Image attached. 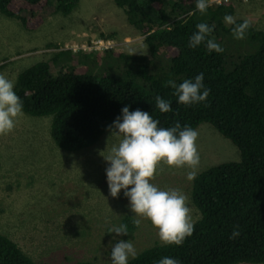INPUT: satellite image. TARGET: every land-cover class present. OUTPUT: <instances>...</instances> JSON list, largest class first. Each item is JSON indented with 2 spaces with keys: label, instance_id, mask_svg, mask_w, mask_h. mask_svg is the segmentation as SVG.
<instances>
[{
  "label": "trees",
  "instance_id": "16d2710c",
  "mask_svg": "<svg viewBox=\"0 0 264 264\" xmlns=\"http://www.w3.org/2000/svg\"><path fill=\"white\" fill-rule=\"evenodd\" d=\"M79 1L0 0V16L29 33L51 24L60 41L66 24L77 19L72 13ZM112 1L143 36V54L59 52L50 57L52 64L65 63L58 72L46 61L20 66L24 50L14 52V60L0 56V81L14 82L0 102L12 103L13 111L0 108V120H7L5 133L26 166L12 184L0 185V192L12 195L0 196L14 202L29 196L25 209L5 224L15 219L19 230H30L23 244L0 228V264H264V30L234 13L237 4L253 0ZM46 8L55 24L40 15ZM243 42L253 49L241 51ZM52 45L57 43L43 49ZM23 124L49 137L23 145L15 131ZM202 124L229 140L239 157L190 175L183 198L197 209L194 216L182 218L167 204L159 225L145 231L142 213L125 194L136 192L135 181L145 173L152 179L165 174L160 161L178 159L169 152ZM125 126L131 131L127 143L118 136ZM28 132L34 140L35 130ZM114 146L127 150L114 155ZM122 161L131 166L117 163ZM108 162L119 176L95 184ZM52 179L56 198L42 192ZM117 186L127 192L117 193ZM162 190L178 193L169 185ZM115 222L135 232L142 248L134 255L112 238Z\"/></svg>",
  "mask_w": 264,
  "mask_h": 264
},
{
  "label": "rangeland",
  "instance_id": "374dc122",
  "mask_svg": "<svg viewBox=\"0 0 264 264\" xmlns=\"http://www.w3.org/2000/svg\"><path fill=\"white\" fill-rule=\"evenodd\" d=\"M206 3L211 5L214 2L207 0ZM75 12H77V19L72 23L69 22L66 24L67 26L61 33L63 35L60 41L57 39L55 33L58 29L52 27L51 24H49L48 30L43 27L36 32L29 33L19 27L17 21L0 16V56H8L9 59L6 61L14 60L17 58L14 52L18 51L21 53V51L24 50L23 57L26 60L22 65L19 64L20 66L25 67L32 62L46 61L54 71L58 72L60 66L65 65V63L62 61L56 64L51 63L50 57L57 52L53 49V45L50 46L51 48L43 49V46L46 43H57V47H63L65 50L72 49L70 52L75 53L76 51L73 52V50L80 48L79 45L88 43L92 38L100 37L102 33L111 34L113 32H115V34L111 38L112 47L118 48V51L122 52L143 54L142 51L145 49L142 44L143 36L136 31L133 26L127 23L124 13L120 8H117L114 5L112 0H80L78 7L72 14ZM234 13L237 15V19L245 20L256 28L264 30V0H253L248 3L241 2L235 6ZM50 14L51 10L48 8L40 13L42 18L48 19L49 21L52 20V24H55L56 19H54V16H50ZM83 21L85 27L88 26V29L86 27L82 32V29L84 28ZM47 24L48 23L45 22L44 26ZM64 38L67 39V41L64 45H61ZM23 46L26 48L24 49ZM240 49L243 52L251 51L253 45L248 42H243L240 45ZM6 61L1 60L3 64ZM2 79L3 75L0 74V80ZM13 83L14 82L4 83L0 81V102H5L6 99L5 86L13 85ZM0 108L7 111H13V104H0ZM40 119L41 118H30V120L35 123H38ZM131 120H133V118L129 117V121ZM41 121L43 127H45V124L47 126V123L44 120ZM6 122L7 120L5 119L0 120V185L3 183L14 182V180L19 177L20 171L26 169V166L21 164L18 160L21 157V149H18V144L12 141L11 137L9 140L8 134L5 133L6 130L4 124H6ZM28 128L35 130L33 136L36 138L34 140L30 135L32 131L25 134ZM15 131L18 139L22 140L23 138L25 142L23 145L27 142L41 144L43 143L42 140L46 134L49 137V134L44 132V130H42L41 135L40 128L33 125L25 126V124H23L22 130L19 129L18 131L15 128ZM119 134L121 135V140L124 143H127V140L130 139L129 135H131V131L128 126H125V128L118 129V136ZM37 137H39V139ZM40 138H42V140ZM11 143H14L15 146L10 147ZM113 148L114 155L127 150V148H119L115 146ZM137 149L139 150L138 152L142 150L139 148ZM138 152H135V155H137ZM168 156L177 157L178 159L160 161L164 164L167 171L162 176L156 175V178L152 179L149 176V173H145L139 181H135V183H137L136 188L134 189L136 192H133L132 189L127 192V188L124 186H117L115 189L119 194L127 192L125 195L129 197L134 209L142 213V227L147 232L149 230V233L153 230L150 228L156 224L159 225L157 216L161 215L160 210L164 205L170 204L172 208L176 206V209L182 218L183 216L187 218L189 214L190 217L194 216L195 213L193 212L192 207L188 208L187 201L183 198L187 192V181L190 175L192 176L194 173L202 172L211 163L231 161L233 157H239V154L236 147L229 140L220 136L211 126L202 124L189 137V140H187L184 145L169 152ZM25 157L26 160L30 162L33 155L30 154V156ZM162 157L165 158V156ZM127 162L128 163L122 161L117 163H122L125 168H129L131 166V161ZM151 162L155 165L159 164L158 160H151ZM113 163L114 162L107 163L102 172L94 179L95 184H98L100 180H104L107 184H110V175L114 174L117 177L119 176L115 168L111 169ZM148 169L150 171V166ZM73 171L74 170H71L70 173H73ZM48 183H51L50 189H47L46 187ZM48 183L45 185V189L42 192L46 193L49 197L56 198L55 189L54 186H52V183H55V181L52 179V181H49ZM167 185L173 188L174 192L177 191L178 193H168L164 195L162 189ZM143 189H148V191L144 194L146 190L141 192ZM1 194H3L2 196L9 195L4 192H0V195ZM2 196H0V228L5 225L3 227L5 233L12 236L15 240L18 238L23 244H27L28 240L25 238L30 236V230H25L24 232L19 230L20 225L15 219H12V221H8L5 224L6 219L10 218L16 211L20 209L21 212L25 209L27 196H25L21 202H14L11 199L2 198ZM134 201H137V204L141 202V204L135 206L136 203ZM184 205H186L185 211ZM124 209L127 211L126 208ZM162 223H164V221H162ZM96 233H99V231L97 230ZM111 235L112 238L120 241L121 247L127 254H131L142 248L140 242L134 237L133 233L125 226L119 225V222L113 224ZM164 237H166V235Z\"/></svg>",
  "mask_w": 264,
  "mask_h": 264
},
{
  "label": "built area",
  "instance_id": "2783aa9c",
  "mask_svg": "<svg viewBox=\"0 0 264 264\" xmlns=\"http://www.w3.org/2000/svg\"><path fill=\"white\" fill-rule=\"evenodd\" d=\"M221 0H216V4H219ZM110 41L103 42L100 39L91 40L89 45H82L81 49L86 52H101L102 50L108 49L111 47Z\"/></svg>",
  "mask_w": 264,
  "mask_h": 264
},
{
  "label": "clouds",
  "instance_id": "9594fccd",
  "mask_svg": "<svg viewBox=\"0 0 264 264\" xmlns=\"http://www.w3.org/2000/svg\"><path fill=\"white\" fill-rule=\"evenodd\" d=\"M221 2H224V1H221ZM220 2V3H221ZM215 3V2H214ZM220 3L219 4H217V5H220ZM212 5V4H211ZM95 39H100V40H102L103 42H105V41H110L111 42V44H112V39L111 38H104L103 36H100V37H98V38H92V39H90L89 41H88V43H86V44H82V45H89L90 44V41L91 40H95ZM82 45H79L80 46V48H77L76 50H73V52H79V51H81V52H86V51H83L82 49H81V46ZM57 53H59V52H64V51H70V50H72V49H70V50H65L63 47H54L53 48ZM67 49V48H66ZM105 50H111V51H113V50H118V48H114V47H112V45H111V47L110 48H108V49H105ZM105 50H102L101 52H103V51H105ZM75 52V53H76ZM101 52H94V53H101ZM187 201V200H186ZM192 210H193V212L194 213H196V211H197V209L195 208V206L192 204ZM135 232H133V234H134ZM137 251H135V252H133V253H131L130 254V256L131 255H134L135 253H136Z\"/></svg>",
  "mask_w": 264,
  "mask_h": 264
},
{
  "label": "bare ground",
  "instance_id": "6f19581e",
  "mask_svg": "<svg viewBox=\"0 0 264 264\" xmlns=\"http://www.w3.org/2000/svg\"><path fill=\"white\" fill-rule=\"evenodd\" d=\"M2 17V16H1ZM74 21H75V19H74ZM72 23V22H71ZM83 23H84V21H83ZM75 24H77V23H75ZM97 24V23H96ZM100 24H101V22H100ZM63 26V25H62ZM76 26V25H75ZM83 26V25H82ZM78 27H79V25H78ZM84 27H85V23H84ZM86 27H88V26H86ZM90 27V26H89ZM65 28V27H64ZM78 29V28H77ZM81 29V28H80ZM91 30V29H90ZM61 31V30H60ZM103 32V31H102ZM101 32V33H102ZM62 33V32H61ZM102 36V35H101ZM35 91V90H34ZM32 92V91H31ZM46 137H48V136H46ZM20 138V137H19ZM18 140V139H17ZM46 140V139H45ZM47 140H48V138H47ZM22 142H23V138H22ZM27 146V145H26ZM55 148H57V147H55ZM78 155V154H77ZM74 156V155H73ZM73 158V157H72ZM233 158H235V157H233ZM237 159V158H236ZM238 162V161H237ZM9 182V181H8ZM11 183V182H10ZM12 184V183H11ZM10 184V185H11ZM10 191H12V189L10 190ZM14 192V191H13ZM10 193V192H9ZM8 193V194H9ZM12 193V192H11ZM10 195H12V194H10ZM26 195H27V193H26ZM9 196V195H8ZM28 196V195H27ZM29 197V196H28ZM4 198V197H3ZM10 198V197H9ZM9 217V216H8ZM7 218V217H6ZM7 220V219H6ZM215 244V243H214ZM222 248V247H221ZM227 249H228V247H227ZM223 251V250H222ZM229 251V250H228ZM224 253V252H223Z\"/></svg>",
  "mask_w": 264,
  "mask_h": 264
}]
</instances>
